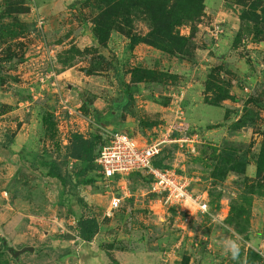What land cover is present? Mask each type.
Segmentation results:
<instances>
[{
  "label": "rangeland",
  "instance_id": "rangeland-1",
  "mask_svg": "<svg viewBox=\"0 0 264 264\" xmlns=\"http://www.w3.org/2000/svg\"><path fill=\"white\" fill-rule=\"evenodd\" d=\"M200 2L199 14L191 20L183 19L176 27L178 33L189 37L183 53L172 55L155 48L170 57L167 64L170 62L172 72H168L135 64L143 60L148 62L143 49L139 51L138 60L136 57L130 60L135 47L143 43L132 46L133 38L148 34L154 22L148 9L138 0H0L3 23L0 70L5 73L0 74V215H14L12 219L25 228L24 233L18 231V236L15 233L14 238L8 240L4 225H0V245L3 241L7 245L3 250L10 264H82L80 259L85 254L77 246L79 242L72 247L66 245L63 251H59L58 245L63 235L68 237L66 239L77 235L76 224L70 223V216L77 214L79 218L81 214L68 210L63 204L68 199L77 201L78 197L87 200L89 211L103 224L100 245L114 264H181L184 259H188V264H243L249 250L259 251L264 256V171L261 177L257 174L258 161L264 167V154L261 153L264 147V79L249 84L245 75L253 71L264 74V56L256 60L260 68L253 64L251 57L252 46L257 42L264 44V0ZM175 3L189 10V0H172L168 7ZM40 22L42 29L38 26ZM58 23L64 26L59 39L68 34L81 44L78 46L71 40V46L61 51L60 60L56 58L54 66L64 65L61 60L72 51L73 58L69 61L74 63L71 65L82 60L87 64L83 62L80 66L87 65L91 70L103 67L107 72L103 76L112 91L98 94V97L110 101L113 110L109 115L95 112L97 123H121L124 114L119 113L124 104L120 101L125 98L128 104L124 108L145 103L152 105L153 101L171 105L182 99L184 93L180 91H189L180 101L187 114L184 112L178 121L184 124L174 123L171 131L176 133L174 137L181 133H198V151L195 154L184 151L182 155L177 153L175 143H166L158 160L163 159L166 165L177 164L178 169L183 168L192 176L194 191L207 195V213L191 207L189 216L181 208L151 202L156 196L150 193L138 201L124 203L114 215L107 216L110 197L106 188L109 190V187L98 183V170H90L80 178L70 172L67 186L48 175L54 161L68 173L64 164L67 160L64 138H71L75 128L66 129L64 114L55 115L53 111L42 109V94L31 97L42 106L33 112L19 102L31 99L28 86L32 93L38 91L37 76L43 66L50 67L48 51L53 53L54 50L57 54L53 46L57 36L54 32L48 35L46 26L55 27ZM14 29L19 34L11 37L9 31ZM217 29L224 32L218 38L221 43L218 55L228 58L212 63L207 61L206 54L216 55L209 50V44L214 43L211 38ZM86 30L91 33L89 36ZM84 33L87 36H83ZM216 35L218 37V33ZM90 43L92 46H87ZM148 64H152L151 61ZM135 68L141 69L139 74L158 73L155 77L158 82L151 78L140 82L162 86L165 83L173 87L172 90L165 91V87L162 91L155 90L150 86L145 92L132 91L138 97L131 101L129 96H121L117 88L123 89L124 75L133 74ZM94 79L91 84L100 93L101 79ZM130 82L138 83L132 75ZM39 87L48 89L49 84ZM225 93L232 95L228 99L237 105H223L222 94ZM91 96L87 94L86 99L90 100ZM83 111L90 113L86 107ZM246 114L249 116L246 128L234 129L236 118ZM162 129L145 134L144 139L150 140L169 131ZM231 159L235 162L234 171L223 181L214 179L213 174H221L224 164ZM229 239L237 240L241 246L239 262L231 260L230 254H224L223 245ZM29 242L39 245L40 251L25 250L14 255L12 249L21 251L31 245Z\"/></svg>",
  "mask_w": 264,
  "mask_h": 264
},
{
  "label": "crops",
  "instance_id": "crops-1",
  "mask_svg": "<svg viewBox=\"0 0 264 264\" xmlns=\"http://www.w3.org/2000/svg\"><path fill=\"white\" fill-rule=\"evenodd\" d=\"M64 27L63 25H60L59 23L57 24V26H53V27H49L48 25L46 26V29L48 30V35L51 34L52 32L55 33V35L57 36V39H55L56 41L53 43V46L56 48L57 54L56 58L59 59L60 58V53L61 51L65 50L67 47L71 46L70 41L74 40V43H76L78 46L81 44L78 43V39L77 38H69L70 36L68 34H63L64 36L60 37L59 32L62 34L64 32V29L62 28ZM86 32H88V30H86ZM224 33V32H223ZM220 34V37L222 36V34ZM91 33L88 32V36ZM46 35V33H45ZM52 35V34H51ZM83 36H87L86 33H84ZM47 37V35H46ZM48 39V38H47ZM212 40H215L214 43H210L209 44V50L210 51H214L216 52L214 54H206L207 56V61L212 62V63H218L219 62V58H228L227 55L225 56H221L218 55L217 50L219 51V49H217L220 46V42L219 39H215L214 37L211 38ZM217 42V43H215ZM263 43V42H262ZM260 42L255 43V46H252L254 48V50L251 53V57H252V62L254 65L258 64V62H256V60H260L262 58V56H264V52H262V49H264V44H262ZM87 46H92V43H90ZM126 49V46L123 48V53ZM143 49L146 50L145 54H146V60L148 62L151 61L152 64H148V62L146 61H139V62H134L135 64L138 65H144V66H149L151 68H160L163 71H168V72H172L171 71V65L170 62L167 64L168 60L170 59V57H166V54H162L161 51H158L157 49L153 48L150 45H147L145 43H140L138 44L134 51L132 52L133 55L131 56L130 60L133 61V57H136L135 59L138 60L139 58H137L139 55V51ZM221 52V51H219ZM130 53V55L132 54ZM222 54V53H221ZM135 55V56H134ZM29 54H26V57H28ZM153 57H158L159 60L154 59ZM83 62L85 61H78L77 63H75L74 65H59L56 68L57 70V82H58V86H59V90L60 93H57L56 88L52 87L51 85H49L48 89H41L39 87V85L36 86L37 90L36 92L29 89L28 86V94L31 97H35V94L39 93V95L42 94V100H43V107L35 102L36 100L31 98L30 100H21L23 102H19L20 105H23V103H25V107L27 110H33L34 109H38V107H42V109H47L50 111H53V113L55 115L58 114H64L65 120L63 121V123H65L66 129L67 130H71L73 128H75V130H72V133L74 132H78L83 134L85 137H89L91 135V133L94 131L95 127H98L103 134V130H108V131H124L129 133L130 135L134 136L136 139H138L140 142H144L146 139H144L145 134H151L152 131L156 130H163L162 128L171 130V128L173 127L174 123H179V124H184L183 122L180 123V121H178V114H177V109L176 106H174V104H162L160 102H152V105L150 103H145L144 105H139L136 106L134 108H129L127 106V108H124V106H126L128 104V100L123 99L122 102L124 104V106H122V110L119 113L120 115L124 114V119L121 120V123H118L117 125H114L112 123H107V124H99L95 121L94 118V113L95 112H100V114H108L110 111H112V105L110 103V101H106L105 99H101V97H98V94L103 95L106 93H110L112 90L109 88V85L107 84L106 78H104L106 75V70L103 69V67L99 68H94L95 70L92 73L88 72L89 68H86V64L87 62H85L86 66H80ZM263 63V62H262ZM60 64V63H59ZM208 64V63H205ZM258 67L260 68L261 65L258 64ZM256 71L251 72L250 74H245L246 78L249 81V84H251L252 82L254 83H258L261 80L264 79V74H260L259 71H257V73H255ZM18 73V72H16ZM0 74H5L2 73L0 70ZM95 74H101V75H95ZM131 73L129 74H125V79L126 81L124 82V86L123 89L121 90V87L118 86L117 90L119 89V93L120 95H124V96H129L130 101L132 99L137 98V95H133L132 91L140 90V91H148V88H150V86L152 88H154L155 90H163V88L165 87V91L168 90V88L170 90H172L173 87H169V85H166L165 83L160 84V83H155L152 82L151 85L150 83H145V82H138V83H131ZM1 77V76H0ZM94 77H99L101 80V92L99 93L98 90L94 89L95 87L91 84L93 83L92 81L95 80ZM104 78V79H103ZM2 80V78H0ZM128 84H130L131 86H128ZM122 92V93H121ZM171 92V91H170ZM181 93H184L183 96H181V101L183 100V97L185 94H189V91H185ZM91 94L92 98H90V100L86 99V95ZM50 95L48 97L45 98V96ZM94 95V96H93ZM155 95H158V91L157 93H155ZM69 96L71 98L70 104L73 107H80L83 110V108H88L90 109V113H85L86 118L87 119H81V118H75L70 116L67 111H65L64 109L61 108V101L60 98L61 97H66ZM77 96V97H76ZM37 97V96H36ZM76 97V98H75ZM154 103V104H153ZM231 103L236 104L235 102H232L230 99H225L223 105H230ZM111 105V106H110ZM156 105V106H154ZM141 109L140 107H143L144 109L141 110H137ZM185 107L182 106V109L185 112ZM219 109V108H218ZM223 110V108H221ZM13 110V109H12ZM18 110V109H16ZM92 111V112H91ZM94 111V112H93ZM140 111V112H139ZM220 111V109H219ZM13 111H10V113H12ZM45 112V111H43ZM186 113V112H185ZM42 114V113H41ZM187 114V113H186ZM109 115V114H108ZM143 117V118H141ZM240 117V116H239ZM239 117L236 118V121L239 119ZM88 118H90V121L88 120ZM186 119V116H185ZM210 119V118H209ZM209 119H206L205 121H208ZM211 122V120H209ZM138 124H137V123ZM244 129L246 128L243 127ZM174 135H176V133H174ZM200 136V135H199ZM104 137V134H103ZM16 139L17 142V137L14 138V140ZM13 140V139H12ZM11 140V141H12ZM30 140V138H29ZM70 142V138L65 142V145H68ZM11 144V142H10ZM179 154L184 155V151H181L178 148V152ZM72 161V162H71ZM69 163V168L72 169L74 166V162L75 160H71ZM170 167H175L178 171L180 172H186L185 169L183 168H177V164H172V165H168ZM184 166V165H182ZM98 170V169H97ZM187 173V172H186ZM188 174V173H187ZM190 175V174H188ZM97 181L98 183H101L103 186H106L101 179V175L99 174L98 171V176H97ZM150 184H151V178L149 176H147L146 174L142 173V172H135V173H131L129 176H127L126 178H120L119 176L115 178V180H113L111 182L109 187V190L106 188V192L108 193L109 197H110V201H109V205L111 202V197L112 195L115 196H119L122 198V203H121V207L123 206L124 203H131L133 202V200L138 201L142 196L144 197L145 195L150 194ZM153 194V193H152ZM157 199H152L151 202L156 201V202H163V199H161V197H159L157 194H154ZM71 198H73V196H71ZM208 199V198H207ZM86 200V199H85ZM87 201V200H86ZM63 205H66L68 208V210L73 209V211H77L78 213L82 214L83 213V206L81 204L78 203V201L73 200V199H68L66 203H64ZM109 207V206H108ZM107 207V209H108ZM120 207V208H121ZM119 210V209H118ZM117 210V211H118ZM107 211V210H106ZM116 211V212H117ZM222 209L219 211L221 212ZM115 212V213H116ZM200 212V211H199ZM218 213V215H220V213ZM114 213V214H115ZM79 214V215H80ZM106 214V213H105ZM192 214V212H191ZM78 216L77 214H71V224L74 223V219L78 221ZM14 216V215H13ZM13 216H10V214H4V215H0V225H4V228L6 229L5 234H6V239L10 240L11 238H14V234L17 233L16 235L18 236V231H21L24 233L25 228L22 226V224L19 225L18 221H14V219H12ZM15 217V216H14ZM128 219V217L126 218V220ZM100 221V220H99ZM104 226L103 224H101L100 222V231L99 233L96 235V237L91 241V242H84L82 241L78 235L73 234V238L70 237V239H66L68 238L66 235H63L62 240H58V245L60 247L59 251H63L64 249H62L63 247H65L66 245L69 247L74 246L73 243L79 242V249H82V253L85 254V256L81 257V263L82 264H114L112 263V260L110 259V257L107 256L106 252H104V250L102 249V246L100 245V234L103 232L104 233ZM3 229V228H2ZM9 232V234H8ZM20 235V234H19ZM21 236V235H20ZM66 236V237H65ZM75 237V238H74ZM72 238V239H71ZM24 239V238H22ZM21 239V240H22ZM64 242V243H63ZM63 243V244H61ZM97 243V248H94V245H96ZM29 246H25V247H29L31 248L30 251L28 252H38L40 251V247L39 245H35L32 244V242H29ZM23 247V248H25ZM39 247V248H38ZM22 252V251H20ZM82 254V255H83ZM81 255V256H82ZM114 255V253H113ZM20 257V255H19ZM22 257V254H21ZM118 261V258H115Z\"/></svg>",
  "mask_w": 264,
  "mask_h": 264
},
{
  "label": "built area",
  "instance_id": "built-area-1",
  "mask_svg": "<svg viewBox=\"0 0 264 264\" xmlns=\"http://www.w3.org/2000/svg\"><path fill=\"white\" fill-rule=\"evenodd\" d=\"M42 22L38 26L42 29ZM218 30V29H217ZM218 33V37L217 34ZM223 30L213 34L218 39ZM51 55L47 60L50 67L43 66V71L37 76L39 85H51L56 88L59 94L57 82V70L54 66L56 55L48 51ZM53 60V61H52ZM41 74V75H40ZM61 108L75 118L87 119L84 111L80 107H73L70 104L69 96L61 97ZM181 100H176L177 114L183 118L184 111L180 104ZM61 114V113H60ZM59 115V114H58ZM90 121V118H88ZM182 125V124H180ZM77 131V130H75ZM105 143L102 145L95 162L98 166L102 182L110 187L111 182L116 177L126 178L131 173L142 172L151 178L150 192L157 194L169 207L181 208L187 215H191V207L201 213L209 211L207 195L198 194L192 187V176L186 172H180L175 167H158L153 164L160 155L166 143H175L181 151L195 154L198 151L200 136L198 133L179 134L174 137V132L169 130L166 134H160L156 138L140 142L134 136L124 131L103 130ZM65 142L66 139L64 138ZM122 198L112 195L110 205L106 211L107 216H112L120 209ZM76 220L74 219V224Z\"/></svg>",
  "mask_w": 264,
  "mask_h": 264
},
{
  "label": "trees",
  "instance_id": "trees-1",
  "mask_svg": "<svg viewBox=\"0 0 264 264\" xmlns=\"http://www.w3.org/2000/svg\"><path fill=\"white\" fill-rule=\"evenodd\" d=\"M170 1L172 0H138L139 3L143 4L148 12L150 13L153 22V28L145 36H137L133 38V44L137 42H143L154 48H157L165 53L176 54L183 53L184 47L189 40V37L181 35L176 31L178 23L180 24L183 19H193L197 16L201 9L200 0H189V10L182 9L179 3H175L173 6L168 7ZM186 1V0H176V2ZM140 5V4H139ZM264 15V7L262 9ZM255 15L259 18L257 12ZM256 17V19H257ZM0 16V34L2 32L3 23ZM255 19V16H253ZM264 19V18H263ZM151 20V21H152ZM11 37H16L19 32L15 29L9 31ZM104 42V41H103ZM72 51L66 53L67 56L61 60L64 65H71L74 62H70ZM69 54V55H68ZM60 60V59H59ZM141 70V69H140ZM140 70L135 68L132 71V78L135 82H140L142 80L146 81H156V71L146 72L147 74H139ZM94 70L88 69L89 73H92ZM149 78H151L149 80ZM232 98V95L229 93L222 94V99ZM217 105V104H216ZM84 109V108H83ZM86 113V112H85ZM249 116L246 114L240 117L234 123V129H241L246 126V118ZM44 122L46 120L44 119ZM105 143L102 131L95 127L94 131L89 137H85L83 134L74 132L71 134L70 142L66 147V158L64 164L67 166V174L63 171V166L58 164L56 161L52 162L49 167L48 175L53 178L59 179L64 186H67L68 182L71 179L70 172H73L75 176L81 177L86 176L90 170L98 169V166L95 162L96 157L98 156L102 145ZM261 153L264 154V147L261 149ZM159 157L155 159L153 164L158 167L168 166L163 162V159L158 160ZM69 159L75 160L74 166L72 169L69 168ZM234 160V159H233ZM233 160H229L232 164L229 166L228 161L224 164V169L221 174H213V178L219 181H223L228 173L234 171ZM264 167L258 161L257 165V174L259 177L263 175ZM252 193V192H251ZM78 203L83 206V213L78 218L76 224V231L78 237L84 242H91L100 231V221L97 216L93 215L89 211L88 202L82 198L78 197ZM3 249H7V246L4 244V241L0 245V264H10V260L5 258V252ZM181 264H188V259H184ZM243 264H264V256L261 252L256 250H249L247 258Z\"/></svg>",
  "mask_w": 264,
  "mask_h": 264
},
{
  "label": "clouds",
  "instance_id": "clouds-1",
  "mask_svg": "<svg viewBox=\"0 0 264 264\" xmlns=\"http://www.w3.org/2000/svg\"><path fill=\"white\" fill-rule=\"evenodd\" d=\"M225 251V255L230 254V258L233 261L239 262L240 261V244L235 239L227 240L223 245Z\"/></svg>",
  "mask_w": 264,
  "mask_h": 264
},
{
  "label": "water",
  "instance_id": "water-1",
  "mask_svg": "<svg viewBox=\"0 0 264 264\" xmlns=\"http://www.w3.org/2000/svg\"><path fill=\"white\" fill-rule=\"evenodd\" d=\"M4 244H5V242H4ZM5 245H6V244H5ZM6 246H7V245H6ZM7 248H8V247H7ZM30 249H31V248H29V247H25V248H23L21 251L30 250ZM12 251H13V253H14L15 256H17V255L20 253V251H17V252H16V251L13 250V249H12Z\"/></svg>",
  "mask_w": 264,
  "mask_h": 264
}]
</instances>
